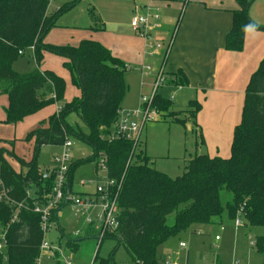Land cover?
<instances>
[{
  "label": "trees",
  "instance_id": "16d2710c",
  "mask_svg": "<svg viewBox=\"0 0 264 264\" xmlns=\"http://www.w3.org/2000/svg\"><path fill=\"white\" fill-rule=\"evenodd\" d=\"M81 1L72 0L50 13L51 0H0V94L9 96L5 121L17 124L62 100L66 79L53 70L40 68L45 51L66 58L64 66L71 82L81 90L80 96L66 102L59 113L54 112L27 134L25 140L34 144L30 161L19 157L14 150L0 147V188L8 198L32 207L35 199L50 192L54 177L43 178L39 165L41 151L45 146H60L67 137H73L88 143L93 155L74 161L69 175L70 188L76 168L84 162L96 163L102 153L107 157L110 178L120 180L125 175L118 200L120 226L105 238L116 239L117 247L125 246L134 264H161L157 255L161 245L194 225L221 223L225 209L230 219L241 212L246 227L264 228V58L247 84L231 155L196 154L188 160L185 172L173 177L154 167L148 154L142 151L136 154L140 143L109 138L128 89L126 64L101 41L83 39L77 45L44 41L58 18ZM236 1L239 8L233 11V24L225 38L226 50L233 52L244 49L248 26L264 30V25L256 23L250 14L255 0ZM91 12L96 17L95 11ZM32 46L36 68L26 73L16 71L14 62ZM169 74L161 87L189 85L183 69ZM153 103L162 115L168 112L176 122L187 124L177 112L170 110L171 98L157 92ZM189 106H194L189 110V118L196 125L202 104L191 100ZM70 115H76L88 131L79 123L69 122ZM199 138L204 144L202 133ZM4 142L14 144L12 140ZM9 156L19 162L20 170L9 162ZM32 189L34 194L29 195ZM222 191L232 195L225 205L221 200ZM63 206L53 210L52 222L58 220ZM13 212V207L0 201V223L7 239L0 253V264H36L44 240L41 215L23 207L18 220L11 222ZM171 215H174L173 223H169ZM91 226H96V222ZM75 242L68 236V245L77 250L79 244ZM252 245L264 256V234L257 236ZM110 260L102 259L99 264H108Z\"/></svg>",
  "mask_w": 264,
  "mask_h": 264
},
{
  "label": "rangeland",
  "instance_id": "374dc122",
  "mask_svg": "<svg viewBox=\"0 0 264 264\" xmlns=\"http://www.w3.org/2000/svg\"><path fill=\"white\" fill-rule=\"evenodd\" d=\"M70 1L72 0H51L49 12L54 13L59 7ZM146 1L82 0L76 6L64 12L58 18L57 25L52 27L44 37L45 42L57 45H77L83 39H91L113 46L117 56L126 64L125 80L128 89L123 103L129 106L127 109L130 110L140 106L143 96L150 97L152 95L154 77L150 76H156V72L161 70L164 53L166 52L165 49L149 48L148 53L153 51L154 54H145L147 44L153 43L155 40L153 38L147 40L131 26L132 18L136 13V5L144 6V2ZM254 3V8L258 9L261 16H264V0H255ZM192 8L195 9L196 7L192 6ZM92 10L95 11L96 17L92 15ZM251 12L252 7L250 14ZM159 14L161 18H164L163 14ZM185 14H187V10H185ZM176 24H178V19L175 20L174 27H176ZM174 27L171 28L170 26V30L172 29L173 31ZM157 42L163 43L162 41ZM171 55L170 53L169 60L166 62V66L164 65L166 70L175 69L170 62ZM65 60L66 58L61 55L45 51L44 60L40 66L42 70H53L66 79V92L57 105L55 103L49 105L37 113L26 117L23 121L13 124L5 121V107L9 105V96L7 94H0V147L14 150L19 157L30 161L34 144L32 141L25 140L27 134L36 128L41 121H47L49 115L53 111H56V106H64L66 102L81 94L80 89L70 81L69 71L64 66ZM148 64H151L155 68V73L146 77L143 74L142 68ZM36 66L34 50L31 48L13 64V68L21 73L30 72ZM166 70L162 72L164 79L170 76ZM145 78L148 81L145 82ZM170 91L168 86H163L159 88L158 92L162 96L170 97ZM181 99H179V102L176 101V105L174 103L170 110H173L174 113L177 112L176 115L179 118L183 119L186 123H191L192 126L188 128L186 124L176 122L172 118L173 116H169L168 112L162 115L161 111L157 109L161 114V118L146 123L142 132L140 146L136 150V154H139L141 151L149 154V156L154 158V161L151 160L154 167L173 177L182 175L185 172L188 160L200 151V147L201 151L209 156L220 154L231 155L229 141H232L234 133V128L231 127L229 130L225 125L226 114L221 104L218 106L216 112L206 119L209 125V132L201 129L205 143L200 145L199 141V144H197L196 140L199 138L197 137L196 130L199 133L201 130L195 129L196 125L193 127L194 122L189 118V110L194 106L188 105L189 100L183 101ZM241 115L242 106H238L236 112L237 121H240ZM69 122L73 124L79 123L85 131H88L87 127L80 122L76 115H70ZM215 126L221 130L218 135L213 132V127ZM71 138L74 142L73 154L75 160L88 159L93 155V149L88 143L80 139ZM217 139L218 143H220V148L218 151H215L214 144H216ZM5 140H12L14 144L11 146L9 143L4 142ZM59 149L58 146L43 147L39 156L41 171L46 169L49 160ZM7 158L15 169H21L16 159L10 156ZM95 168L96 163L94 161L84 162L79 165L73 175L74 188L80 191L85 189L95 191L100 178L106 175L102 173L98 177ZM82 180L86 181L85 185H81ZM91 180L93 182H90ZM30 193L34 194V189ZM0 194H3L2 187L0 188ZM231 196V193L222 191V203L225 205L231 199ZM97 203L99 204L101 201L98 200ZM65 209L66 213L60 215L58 221L51 224V230L46 234L47 240L52 242L54 247L61 246L64 251V257L61 254H56V258H60L61 260L57 264H67V261L70 260L72 264H99L102 259H111L108 264H134L125 246L117 247V240L113 238H105L100 243V235L98 234L81 240L78 249L75 251L67 248L65 245L66 239L70 233L79 229V224L77 223L74 211L70 207H66ZM98 212H101V208L96 205L95 208H90L88 213L92 216ZM173 221L174 215H171L169 223H173ZM222 225L224 229L221 228ZM59 226L65 229L64 233L66 236L63 237L61 235ZM194 230L197 231L194 232ZM4 234V228L0 223V239ZM219 234L221 238L216 240L215 237ZM262 234H264L263 227L238 225L236 219H230L228 210L225 209L221 223L194 225L191 229L182 232L177 237L170 238L166 244L161 245L158 248L157 255L161 264H165L167 260L177 261L179 264H264V256L258 253L252 245L256 237ZM70 237L74 238L72 235ZM181 241L187 244L185 249L179 246ZM169 246L176 247L175 250L171 251L170 256L165 251V248H169ZM54 262H56L55 259L50 261L45 258L43 259L44 264H52Z\"/></svg>",
  "mask_w": 264,
  "mask_h": 264
},
{
  "label": "crops",
  "instance_id": "0c3cea01",
  "mask_svg": "<svg viewBox=\"0 0 264 264\" xmlns=\"http://www.w3.org/2000/svg\"><path fill=\"white\" fill-rule=\"evenodd\" d=\"M144 3V6L136 5V10L141 9L143 12H150V14L161 13L164 16V18H161L159 14L161 28L154 32L153 37L154 40L163 42V47L160 49H166L172 41L166 62L169 60L171 53L172 58L170 62L175 69L166 71L172 73L181 68L186 72L190 81L189 85L185 87L167 85L171 90L169 98L172 99L173 104L176 101L179 102L180 98L183 101L189 100V102L191 100H198L203 108L198 113L195 129H203L206 132H209V125L206 119L212 116L218 106L222 104L226 114L225 125L229 130L231 127L235 129L236 125L241 121V119L240 121L236 119L238 106H242L243 111L247 84L251 75L256 71L261 60L264 58V30L248 26L245 33L244 49L239 52L228 51L225 48V38L233 24V11L239 8L236 0H147ZM254 4L251 12L252 19L256 23L264 25V16H261L258 9L254 8ZM192 6L196 8L193 9ZM185 10H187V14H185ZM177 19L178 24L174 27L175 20ZM170 26L171 28L174 27L173 31L172 29L170 30ZM104 44L117 56L113 46L108 45V43ZM146 47L145 54L149 52L150 44H147ZM159 54L162 55L160 52ZM147 55L150 54L148 53ZM145 76L148 77V75ZM150 77H154L155 79V75ZM69 78L71 81L70 74ZM144 81L146 82L148 79L145 78ZM125 106L127 105L122 103L121 108H129V106ZM54 112L56 111H53L50 115ZM206 113L207 115H205ZM186 126L190 128L192 125L191 123H187ZM219 131L221 130L217 126L213 127L215 134L218 135ZM201 133L202 130L200 133L196 130L198 138ZM199 139L196 140L197 144H199ZM232 141H229L230 148ZM200 148L197 154H205ZM214 148H216L215 151H218L220 148L218 139L216 144H214ZM215 156L229 157L230 155L220 154ZM52 159L53 156L49 160L47 167L50 166ZM152 160L154 161L153 157ZM95 172L97 174L96 168ZM72 189L74 192L84 196L92 197L95 194L94 190H77L74 188V184L72 185ZM66 207L70 206L64 205L60 209L58 219L60 215L66 213ZM88 212L84 216H76L74 213L79 224V229L70 234L74 237L77 244L86 237L99 233L97 223L96 226H91V224L87 223L86 215L91 216ZM96 214L92 216L95 217ZM59 230L63 237L66 236L63 232L64 228L59 226ZM65 245L67 248L75 251L74 247L68 245V238ZM59 248L61 251L57 254H61L64 257L62 247L59 246ZM169 248H165V251L170 256L171 251L175 250L176 247L169 246ZM45 259L49 261L55 259L56 262L52 264H57V262L60 263L61 261L60 258L46 257Z\"/></svg>",
  "mask_w": 264,
  "mask_h": 264
},
{
  "label": "built area",
  "instance_id": "2783aa9c",
  "mask_svg": "<svg viewBox=\"0 0 264 264\" xmlns=\"http://www.w3.org/2000/svg\"><path fill=\"white\" fill-rule=\"evenodd\" d=\"M131 26L147 40H151L152 38L154 39L153 32L161 28L159 14H150V12H143L141 9H137L134 17L132 18ZM171 42L165 49L166 53L164 55L161 70L156 72L153 82L152 95L150 97L143 96L141 100L142 103L138 108L132 110L121 108L118 111V118L112 127L111 133L109 134L110 139L124 138L132 140L134 143H140L142 132L146 123L149 121H156L161 118V114L154 106L153 99L159 88L165 82V79L162 77V72L166 70L164 65L167 58L166 54L169 52ZM162 47L163 44L157 42L156 40L155 42L150 43V48L160 49ZM31 49L34 50V46H32ZM149 54L153 55L154 52L150 51ZM142 71L144 75H150L155 73V68H153L151 64H148L142 68ZM52 97L55 98V94H52ZM57 103L58 102H56V105ZM62 109V105L56 106V113H59ZM73 145V139L71 137H67L64 143L58 146L60 149L53 156L50 166L42 171L44 179H49L52 176L54 177L53 188L50 192H46L41 199H35L32 207H27L24 202L18 203L11 200L8 198L4 190L3 194H0V201H5L8 205H10V207L14 208L11 222L18 220V215L23 207L32 209L34 212L41 215V229L44 233V240L40 246V252L36 264H44L43 259L46 257L56 258V254L61 251L59 247H54L52 242L47 240L46 234L51 230V224L53 223L51 221L53 210L62 205H69L76 216H84L90 208H95L96 205H98L101 208V212L96 214L95 217L86 215V221L89 224L93 222L97 223L100 243L109 232L117 230L120 226L118 200L122 191L125 175H123L120 180L110 178L107 174V157L104 153H102L100 158L96 161L97 176L100 177L102 173H105L106 175L103 177L104 179L100 178L95 194L90 197L74 192L69 186L70 170L75 161ZM90 182L93 181L91 180ZM85 184L86 181L81 182V185ZM29 195H31L30 192ZM98 200H100L101 203L98 204ZM235 219L238 225L245 224V218L241 212H239ZM221 228L224 229V226L222 225ZM4 232V236L0 239V253L7 244L5 229ZM220 238V234L215 237L216 240H219ZM179 246L185 249L187 244L181 241ZM67 264H71V261H68ZM165 264L179 263L177 261L167 260Z\"/></svg>",
  "mask_w": 264,
  "mask_h": 264
}]
</instances>
